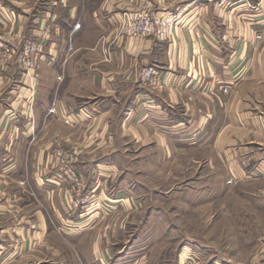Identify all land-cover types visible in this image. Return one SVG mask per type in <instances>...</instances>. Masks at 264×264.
Instances as JSON below:
<instances>
[{"label": "crops", "instance_id": "obj_1", "mask_svg": "<svg viewBox=\"0 0 264 264\" xmlns=\"http://www.w3.org/2000/svg\"><path fill=\"white\" fill-rule=\"evenodd\" d=\"M247 1L0 0V34L42 44L34 72L0 56V219L11 221L0 225V245L14 237V218L19 235L36 240L59 220H83L64 199L55 145L73 150L84 194L123 209L144 201L135 177L145 162L204 137L234 154L244 143L246 168L264 163V0ZM140 8L174 16L169 39L130 34L125 18ZM147 66L162 87L140 81Z\"/></svg>", "mask_w": 264, "mask_h": 264}, {"label": "rangeland", "instance_id": "obj_2", "mask_svg": "<svg viewBox=\"0 0 264 264\" xmlns=\"http://www.w3.org/2000/svg\"><path fill=\"white\" fill-rule=\"evenodd\" d=\"M213 137H204L202 146L184 145V153L172 150L166 159L156 154L145 162L143 175L135 177L144 200L137 209L81 190L69 199L70 182L57 169L71 217L83 220H59L58 229L36 240L19 235L14 218V237L0 245V264H264V163L253 160L244 167L240 159L249 147L237 143L241 149L234 154L228 150L233 146L216 144ZM59 149L73 152L55 145V160ZM31 206L29 221L35 218ZM4 220L0 225L11 223Z\"/></svg>", "mask_w": 264, "mask_h": 264}, {"label": "built area", "instance_id": "obj_3", "mask_svg": "<svg viewBox=\"0 0 264 264\" xmlns=\"http://www.w3.org/2000/svg\"><path fill=\"white\" fill-rule=\"evenodd\" d=\"M215 4L223 8H234L240 5H250L247 0H215ZM125 23L130 34L138 37H151L160 40L169 39L171 29L174 23L173 15H159L152 12L149 8H140L134 10L128 17L125 18ZM78 25V24H77ZM73 50V45L69 44L65 50V57ZM15 55L21 68L25 71H35L38 69L41 56L42 44L35 38H21L15 34L2 33L0 34V56L8 58ZM138 78L141 82L154 87H162L163 80L161 75L155 71L152 66H147L140 69ZM54 111V109H52ZM69 122L68 119H65ZM58 171L64 174L70 182L71 188L68 192L69 199L74 197V194L81 190L83 180L81 175L74 167L73 152L62 151L56 152Z\"/></svg>", "mask_w": 264, "mask_h": 264}]
</instances>
